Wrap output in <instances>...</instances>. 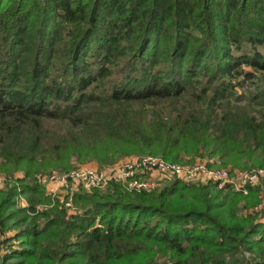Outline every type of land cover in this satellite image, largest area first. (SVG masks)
Masks as SVG:
<instances>
[{
  "label": "trees",
  "instance_id": "trees-1",
  "mask_svg": "<svg viewBox=\"0 0 264 264\" xmlns=\"http://www.w3.org/2000/svg\"><path fill=\"white\" fill-rule=\"evenodd\" d=\"M258 46L264 0H0V174L25 171L0 189V264H264L258 188L114 182L69 214L35 178L131 153L264 168Z\"/></svg>",
  "mask_w": 264,
  "mask_h": 264
},
{
  "label": "built area",
  "instance_id": "built-area-1",
  "mask_svg": "<svg viewBox=\"0 0 264 264\" xmlns=\"http://www.w3.org/2000/svg\"><path fill=\"white\" fill-rule=\"evenodd\" d=\"M215 160L197 159L191 163L167 161L161 156L139 155L104 166H81L66 171H51L36 175V181L42 185L53 204H61L69 214L76 209L73 197L80 189H106L111 183H121L129 189L152 191L174 181L186 183H214L218 188H231L248 195L251 188L260 190V202L255 210L264 211V168L232 169L219 167ZM24 176H21L23 178ZM15 175L0 174V189H4ZM23 197L18 198V202ZM53 204L39 205L37 209L47 210ZM25 206V204L23 203ZM28 202L26 203V207ZM264 222V215L260 216Z\"/></svg>",
  "mask_w": 264,
  "mask_h": 264
},
{
  "label": "rangeland",
  "instance_id": "rangeland-1",
  "mask_svg": "<svg viewBox=\"0 0 264 264\" xmlns=\"http://www.w3.org/2000/svg\"><path fill=\"white\" fill-rule=\"evenodd\" d=\"M258 50H260L261 52L264 53V46H258ZM246 68H247V70H251L249 67H246ZM261 80L262 79L258 78V79H251V80L245 81L244 83H242V85L238 84V86L236 87V90L238 91L239 95L246 97V96H248V90L255 91L256 90L255 88H257V87L262 85L264 80H262L263 82H261ZM237 81H243V78H239ZM139 155H148V153H145V154H139V153L124 154V155H121L120 157L116 158L115 160H113V162H110V163L124 161L125 159H127L129 157L139 156ZM197 159H200V158H197ZM197 159H195V160H197ZM73 161L74 162H73V166L71 167V169L77 168V167H81V166L83 167V166H104V165H107V163H103L102 164L96 159L88 160V161L83 162V163L76 162L75 159ZM218 166L219 167H228V168H232V169H243V168H238V167H232V166H229V165L225 166V165H221V164H219ZM59 170H62V169H54L52 171H59ZM49 172H51V171H48L47 173H49ZM2 174L8 175V173H2ZM12 174H14L17 178H21V176H25V171L24 170H20V171L14 172ZM80 191L85 192V191H90V190H85V189L81 188ZM23 199H24L23 203L25 204V206L23 205L22 201L20 203L18 202V204L21 207H26V203L28 201H27V199L25 197H23ZM250 213L255 214V213H258V211L255 210V207L254 208H249V209L245 210L244 215H248ZM252 257H253V255L251 253H249V252L244 253V255H237L238 259L240 258V259L250 260ZM237 258H234V259L230 258L228 261L231 264H237ZM159 263H163V262L160 261ZM168 264H171V263H168ZM240 264H246V263L242 262Z\"/></svg>",
  "mask_w": 264,
  "mask_h": 264
}]
</instances>
